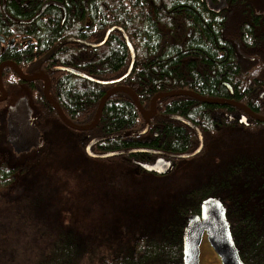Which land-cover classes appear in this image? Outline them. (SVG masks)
Here are the masks:
<instances>
[{"label":"trees","instance_id":"trees-1","mask_svg":"<svg viewBox=\"0 0 264 264\" xmlns=\"http://www.w3.org/2000/svg\"><path fill=\"white\" fill-rule=\"evenodd\" d=\"M65 3L68 17L64 27L55 22L52 39L83 35L96 41L109 27H123L136 53L130 79L138 84L144 106L158 91L187 89L208 97L243 99L258 110V95L251 92L264 87V50L251 47L256 40L254 15L232 9L228 16L235 22L227 28L224 15L211 13L203 0ZM234 37L242 40L244 51L255 55V60L236 58V47L230 42ZM63 49L66 52L55 54V59L103 79L124 74L131 62L117 29L101 46L73 43ZM224 80L232 85L233 94ZM54 83L52 95L78 124L94 119L108 88L69 73ZM37 98L43 106L38 113L40 124L49 117L58 118L42 92ZM216 108L190 96L159 101V114H179L196 123L205 146L198 157L180 160L185 164L171 187L159 189L163 197L155 201L123 200L119 190L110 195L107 177L117 165L123 167L117 163L121 158L102 160L108 163L105 166L85 152L86 135L145 127V119L126 93H117L106 102L95 129L79 132L60 120L56 130L42 129L47 137L29 153L16 154L6 136H1L0 264H183L187 216L198 213L202 200L210 196L221 198L226 206L243 261L264 264V122L252 120L246 125L224 119L219 123L213 116ZM159 114L151 120L150 132L161 124L164 136L149 138L151 142L141 135L117 137L97 143L94 149L104 152L161 144L166 150L185 152L197 147L198 137L190 127ZM144 156L141 152L133 155L136 159ZM137 173L132 180L149 176L142 170Z\"/></svg>","mask_w":264,"mask_h":264},{"label":"flooded vegetation","instance_id":"flooded-vegetation-1","mask_svg":"<svg viewBox=\"0 0 264 264\" xmlns=\"http://www.w3.org/2000/svg\"><path fill=\"white\" fill-rule=\"evenodd\" d=\"M65 1L66 0H0V67L5 65L1 69V79H2L3 88L5 89L7 93V98L2 101L0 100V137L7 136L8 134L7 127H8L9 107L15 105L19 100L23 98H26L28 100L30 108L32 109L31 119H32V123L34 126H38L40 124L38 120L40 116L38 113L40 112L41 107H43L42 103L39 102L40 100L37 98L40 92H42V95L45 101L56 111L58 115L57 110L47 101V99L44 96V88L46 86V80L45 79H34L31 81H27L21 77L16 66L21 70L22 73H24L27 76L42 75V74L47 75L48 78L50 79V84H51L50 92L52 91L53 86L55 85L54 83L55 80L60 79L63 76V73H69L71 75H74L82 79L86 78L83 76L76 75L70 71L63 70L62 68L64 67L73 68L89 76H92L98 80H103V81L115 80L123 74L122 73L121 75L114 77V78L103 79L101 77H97L90 73H87L77 67L66 64V60L60 61L58 57H56L55 59V54L66 52V49H63L62 51L60 50L68 44L78 43V44L87 45L83 41L96 42V41L102 40L105 37L106 31L109 28L121 27L118 25H113L109 27L105 31L104 36L101 39L96 40V41L87 40L83 35L81 36L69 35V36L60 38V40L56 39L58 40L56 41L52 39V35H51L52 32L57 30V25L55 24V22L59 21L60 27H64L65 21L68 17L69 11L65 5L66 4ZM222 1L225 2V6H223L221 10L219 11H214L208 6L207 0H203L205 6L208 8V10L211 13H214L217 15L218 14L224 15L225 20H227L228 22V24L226 25L227 28H229L231 22L233 23L235 22V18H230L228 16L232 9H236L246 16L254 15L256 18V22L254 23L255 24L254 38H256V40L252 41L253 44L251 45V47L258 49L259 52H262L264 50V3L262 4L264 0H261V4H260V0H240L239 2H233L232 0H211V3L213 5H218ZM245 30L246 28L244 27V29L241 31L242 35L246 33ZM230 42H232L236 47V50H237L236 58L237 59L246 58V59L255 60L256 58L255 55L247 54L244 51L243 49L244 44L239 37H234L232 40H230ZM247 45L249 44L247 43ZM89 47H92V46H89ZM130 57H131V53H130ZM130 75L127 78L123 79L122 81L113 83V84L112 83L104 84V83L95 82L93 80H91V82H94L96 84L106 85L108 87L106 89V92L115 87H119V86L130 87L131 84H134V87L132 89L133 91L137 93L138 84L132 79H130ZM88 80L90 81V79ZM223 85H225L228 91L231 94H233L234 89L232 85L230 84V82H228L227 80H224ZM176 90H184V89H172V90H167V91H158L157 93L154 94V96L158 93H168V92H172ZM117 93H126L128 96H130V98L134 102L132 96L123 90L116 91L114 94L110 96V98ZM251 93L255 97L256 95H258L257 97L259 99L256 102V104L260 108V109L258 108V110L256 108L253 109L252 107L247 105V102L244 101L243 99L237 100L231 97H209V98L230 99L233 101H237V102H240L250 107L253 112L260 114V115H264L263 113L264 111L257 112V111H262L264 108V87L260 89H257V87H255ZM197 94L201 95L200 93H197ZM246 94L250 96L249 92H246ZM51 95H52V92H51ZM2 96H3V92L0 88V97ZM173 97H180V96H173ZM204 97H208V96H204ZM52 98L56 101L53 95H52ZM162 98H166V97H162ZM162 98H159L158 102L156 103V109H157L156 116L159 114V110H158L159 101ZM151 101L152 99L150 100L147 106H144L141 102L140 103L144 109L149 110L151 108ZM134 104L137 107L135 102ZM214 105H217V108L214 110L213 116L216 120H218L219 123L223 122L224 119H228L229 121L238 122L240 124L241 123L240 119L243 115L247 116V120L245 122L246 125L252 123L251 122L252 120H255L251 116L247 115L243 110L235 106H232L230 104H214ZM229 106H232L233 110L229 109L228 108ZM137 109L140 111L138 107ZM159 115L166 117V118L175 119V118H171L170 116L179 115V114L165 113V114H159ZM231 115H234L235 118H231ZM156 116H154L152 119H155ZM58 118L56 119L60 121L61 118L59 115H58ZM151 120H150V125L147 131H145V127L143 129H138V132L144 131L143 134H138V135H141L144 138V140H147L148 142H151L150 141L151 139L154 140L166 134L164 132L165 126L163 127L158 122V120H156L157 121L156 125L160 124L158 126V130L155 129L154 133L152 134L150 132L151 131L150 130ZM145 126H146V120H145ZM228 129L229 128H226V130ZM131 130H136V129H131ZM119 132H122V131H119ZM93 137H89L86 135V138H88L86 140V144ZM127 137H132V136H127ZM149 138L151 139L149 140ZM128 140L131 141L132 138H128ZM137 147L138 146H128V147H122L120 149H132V148H137ZM140 147L153 148L157 150H162L164 152H174V151H169V150L164 149L161 146V144H159L158 147L156 146L152 147L149 145H141ZM116 150H119V149H116ZM144 154L145 156L143 157V159H136L135 157H133V155H136V153H130V154L124 155L120 157L121 159L118 160L117 163L127 165V167L131 168L135 172H139V170H142V169L136 167V164L134 161L151 162L154 159L160 157V155L154 154V153H144ZM165 158L169 159L170 157H165ZM173 162L175 163V167H176L178 164V160L173 159ZM133 165H135L136 168H134Z\"/></svg>","mask_w":264,"mask_h":264},{"label":"water","instance_id":"water-1","mask_svg":"<svg viewBox=\"0 0 264 264\" xmlns=\"http://www.w3.org/2000/svg\"><path fill=\"white\" fill-rule=\"evenodd\" d=\"M208 6L214 10L219 11L223 6H225V2L222 1L218 5H213L211 0H207ZM118 29L129 47L131 53V62L129 69L125 74L120 76L115 80L110 81H103L98 80L92 76H89L83 72L75 70L73 68L64 67L63 70L70 71L76 75L86 77L87 79L93 80L95 82L104 83V84H113L122 81L126 77L129 76L133 69V64L135 61V49L133 44L131 43L129 36L127 35L126 31L122 27H111L106 31L105 37L97 43L86 42L90 46H100L103 45L110 33L114 30ZM5 66V65H3ZM0 67V88L3 92V96L0 97V100H4L7 98V93L3 88L2 79H1V69ZM19 74L21 77L27 81H31L34 79H45L46 86L44 88V96L47 101L57 110L58 115L62 119V121L71 129L78 130V131H89L94 129L100 122L103 109L105 106L106 101L110 98L112 94L116 91L123 90L129 93L134 102L136 103L137 107L140 109L143 117L146 119V128L145 131L148 130L150 120L157 114L156 103L157 100L161 97H173V96H190L193 98L198 99L204 103L208 104H230L233 105L241 110H243L247 115L251 116L252 118L263 121L264 116L258 115L254 113L251 108L247 105L242 104L237 101H233L230 99H219V98H209L199 95L193 91L188 90H176L168 93H158L152 98L151 108L146 110L142 107L137 93L133 91L134 84H131L130 87L119 86L115 87L105 93L102 97L95 119L89 124H77L70 120L65 113L63 112L60 105L52 98L50 92V79L47 75H34V76H27L21 72V70L16 66ZM171 118H175L180 120L181 122L187 124L191 127L199 138V146L191 151L176 153V152H164L162 150H157L153 148H132V149H121V150H114L110 152H95L93 151V146L100 142L105 141L115 137L121 136H130L135 135L137 133H143L144 131L137 132V131H122L112 134L100 135L92 138L88 144L86 145V153L88 156L93 158H101L107 159L117 156H123L130 153L136 152H146V153H154L160 155V157L154 159L151 162L147 161H134L135 164L142 168L144 171L157 173L160 175H167L169 174L175 167V164L172 159H187L196 156L204 145L203 135L200 128L188 120L187 118L180 116V115H171ZM32 109L30 108L29 102L26 98L19 100L15 105L9 107L8 112V135L7 139L8 142L13 146V149L16 153H25L29 152L32 148H37L41 145V138L43 134L41 133L40 129L33 125L32 121ZM231 118H235L234 115H231ZM247 120V116L243 115L240 119L241 123H245ZM165 157H170L166 159ZM204 234H207V239L214 249V251L219 255L221 258L222 264H246L240 255L239 248L236 245L231 225L227 217V209L222 202L221 198L210 196L204 199L201 202V209L200 213L198 214H190L187 217V223L183 230V264H200V254H201V244L204 238Z\"/></svg>","mask_w":264,"mask_h":264},{"label":"rangeland","instance_id":"rangeland-1","mask_svg":"<svg viewBox=\"0 0 264 264\" xmlns=\"http://www.w3.org/2000/svg\"><path fill=\"white\" fill-rule=\"evenodd\" d=\"M263 3L264 2H262V4ZM38 127L41 129V131L43 128L47 129V127L50 129L54 128V130H56V127H61V123L56 119V117H49L47 121L44 122V124H39ZM45 136L47 137L46 134H44V137ZM99 162L104 164L105 166L108 164L106 161L102 160H99ZM184 164V162H178L176 170H174L176 172H172L162 179H160V177L149 174V176H140V180H132L131 176L139 173L127 167V165H123V167L117 165L118 168L111 170V172L113 173H111L109 177L106 176L108 179L107 186L109 191L111 192L110 195H112L114 191H116L117 193L119 190L118 196H120L121 199L126 200L128 198H132L135 203L144 198L154 201L157 199H161L163 196L160 195L159 189H163L166 185L171 187V182L174 181V179L176 178V174H178L177 172H179L180 167ZM106 173L107 171H102V174L105 175ZM103 181L104 179L102 180V183ZM204 238V242L201 245L200 264H222L221 260L210 246L206 237Z\"/></svg>","mask_w":264,"mask_h":264},{"label":"bare ground","instance_id":"bare-ground-1","mask_svg":"<svg viewBox=\"0 0 264 264\" xmlns=\"http://www.w3.org/2000/svg\"><path fill=\"white\" fill-rule=\"evenodd\" d=\"M99 42H100V41H99ZM85 43H86V42H85ZM92 43H97V42H92ZM86 44H87V43H86ZM87 45H88V44H87ZM89 46H90V45H89ZM100 46H101V45H100ZM93 47H98V46H93ZM135 58H136V56H135ZM134 62H135V61H134ZM128 69H129V68H128ZM126 72H127V71H126ZM126 72H125V73H126ZM125 73H124V74H125ZM85 79H86V78H85ZM87 80H88V79H87ZM90 81H91V80H90ZM112 158H113V157H112Z\"/></svg>","mask_w":264,"mask_h":264}]
</instances>
